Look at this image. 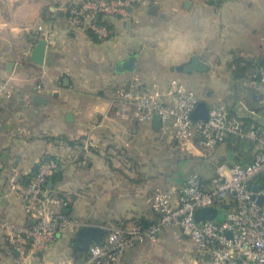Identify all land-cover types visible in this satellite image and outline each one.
Returning <instances> with one entry per match:
<instances>
[{
	"label": "crops",
	"instance_id": "crops-1",
	"mask_svg": "<svg viewBox=\"0 0 264 264\" xmlns=\"http://www.w3.org/2000/svg\"><path fill=\"white\" fill-rule=\"evenodd\" d=\"M77 1L0 0V80L11 77L16 87L9 100L0 99V224L30 225L10 184L52 158L61 161V174L47 186L71 197L68 215L99 227L155 220L148 198L158 185L149 184L150 171L118 166L132 149L149 150L154 142L160 149L171 142L158 137L152 121H138L132 108L121 112L116 104V91L135 79L143 90L154 83L164 88L172 78L194 92L192 79L206 83L210 91L197 96L207 109L223 102L237 119L250 116L264 125L258 91L250 78H235L229 65L234 53L264 66V0H145L127 18L105 17L111 36L104 40L69 25L66 11ZM37 35L46 40L42 65L30 60ZM193 55L208 64L207 71L175 69ZM130 56L133 70L123 71ZM221 146L225 151L224 142L216 147ZM174 174L170 183H181L184 177ZM214 174L212 169L206 178ZM77 232L62 233L24 259L0 228V264H87L97 242L82 243ZM197 259L192 241L178 228L164 227L156 243L135 245L116 264H194Z\"/></svg>",
	"mask_w": 264,
	"mask_h": 264
},
{
	"label": "built area",
	"instance_id": "built-area-1",
	"mask_svg": "<svg viewBox=\"0 0 264 264\" xmlns=\"http://www.w3.org/2000/svg\"><path fill=\"white\" fill-rule=\"evenodd\" d=\"M144 1L78 0L68 7L67 20L70 26L90 30L97 39L104 40L111 36L109 27L102 23L105 17L127 18L129 10ZM38 30L42 31V27ZM250 84L258 91L260 105L264 107V66L251 75ZM40 88L38 84L37 89ZM15 90L11 77L0 80V99L9 100ZM198 102L197 94L175 78L164 88L154 83L148 90H143L135 79L128 87L116 91V104L121 112L132 108L134 117L141 122H151L157 115L158 130L170 133L174 141L211 149L229 135H237L254 143L252 159L244 165L218 167L206 179L191 173L179 184L156 186L148 198L155 220L146 227H101L104 236L91 245L87 264H116L135 245L145 241L156 243L164 227L178 228L198 247L199 259L194 264H264V127L243 128L223 102L210 106L205 119H193ZM57 169L58 162L48 159L39 162L25 181L10 184L31 222L30 225L2 222L0 228L24 259L45 249L62 233H76L89 226L68 215L66 201L48 188L49 177ZM202 207L223 209L222 220L195 222L194 213ZM206 254L208 259L204 258Z\"/></svg>",
	"mask_w": 264,
	"mask_h": 264
},
{
	"label": "rangeland",
	"instance_id": "rangeland-1",
	"mask_svg": "<svg viewBox=\"0 0 264 264\" xmlns=\"http://www.w3.org/2000/svg\"><path fill=\"white\" fill-rule=\"evenodd\" d=\"M218 55H220V53H218ZM210 83L212 84L211 81ZM190 86L199 97L206 96V93L210 91L208 84L205 83L204 85H200V83H195L193 79L191 80ZM221 100L222 99H220V101ZM201 104L204 105V108L199 106ZM206 104L207 102L205 100L200 99L193 115L196 117L205 116L203 110H206L207 114L208 109ZM132 150L129 158L118 160V166L128 167L130 169L149 170L151 173L149 184L162 187L171 185L170 177H173V175L175 176L174 173H182L183 179L191 173L207 177L206 174L212 172V169H215L216 172L215 166H217L222 153L225 152L223 146H221L220 148L212 150L208 156L205 154V151H199V149L191 143L185 144L178 142L177 145H173V143L170 142L160 149H158L157 144L154 142V145L152 144L149 150L147 148H144L145 151L143 149Z\"/></svg>",
	"mask_w": 264,
	"mask_h": 264
},
{
	"label": "trees",
	"instance_id": "trees-1",
	"mask_svg": "<svg viewBox=\"0 0 264 264\" xmlns=\"http://www.w3.org/2000/svg\"><path fill=\"white\" fill-rule=\"evenodd\" d=\"M222 1L223 0H216L215 2L220 3ZM66 14L68 15V11H66ZM102 23L107 25V23L105 21H102ZM38 38H39V35H37L31 43L32 44L36 43L38 41ZM27 60L29 61V59H27ZM229 65L234 67L233 71H234V77L235 78H242V77L250 78L251 75L253 73H255L260 67L258 64V61L254 60V59H245L242 56H239L238 54H234V53L232 54V59H231ZM262 108H264V107H262ZM229 114L231 116H234L231 113H229ZM237 120L241 123L243 128H252V127L256 128V127H260V126L264 127V125L258 124V122L255 121L254 119H252L250 116L240 117V120L239 119H237ZM156 133H157L158 137H161V138H167L168 137L169 139H171V142L174 141L173 138L171 137L170 133L163 134L159 130H157ZM174 142L177 144L176 141H174ZM224 143H225V147H226L225 152L222 153V156L220 157L218 164L229 163L231 165H233V164L244 165V164H247L252 159L253 155L251 156V153H252V149L254 148L253 142H251L245 138L239 137L237 135H229L224 140ZM216 148H218V147L215 146L211 149H204V148H201V149H202V151H205V154L208 155V153H210L212 150H215ZM250 151H251V153H250ZM52 159H54L58 162V169L49 177V179L50 178L55 179L56 177L60 176V174H61V169H59V167L61 166V161L57 158H52ZM36 169H37V166L30 173L29 177L36 171ZM178 176L183 178L182 173H179ZM200 177L202 179H206V177H203L201 175H200ZM25 179L26 178H24L22 181H25ZM56 193L58 196H60L61 198H63L66 201V203H67L66 208H68L69 204L71 202V197L67 196L64 192L57 191ZM122 223L123 224H114V225L128 226L127 224H124L125 222H122ZM151 223H152V221L146 220L144 218H139V219H136L132 225H138L141 227H146Z\"/></svg>",
	"mask_w": 264,
	"mask_h": 264
},
{
	"label": "water",
	"instance_id": "water-1",
	"mask_svg": "<svg viewBox=\"0 0 264 264\" xmlns=\"http://www.w3.org/2000/svg\"><path fill=\"white\" fill-rule=\"evenodd\" d=\"M45 48H46V40L44 38L39 39L31 51L30 60L37 65H42L43 60H44V55H45ZM134 61H135V57L130 56L126 61L122 63L121 69L123 71H132L134 67ZM8 65L10 66L11 63H8ZM175 69L178 71H183L185 73H189L192 71L205 72L208 70V64L205 63L203 60H201L198 56L193 55L187 64H185L184 66H177L175 67ZM199 106H202L204 108V105L202 104ZM203 112L205 116L196 117L192 114V118L193 119H205L207 117L206 110H203ZM152 123H153L154 129L157 130L160 125L159 118L157 115L153 116ZM262 178H264V176H262ZM254 188H258V187H254ZM223 216H224L223 209H219L215 207H202V208L196 209L194 213V220L197 223L203 220L220 221L222 220ZM103 236H104V230L101 227L94 226V225L84 226L81 229H79L77 232V239L81 241L82 243H88L92 241L99 242ZM204 258L208 259L209 254H206ZM238 262H240V260Z\"/></svg>",
	"mask_w": 264,
	"mask_h": 264
}]
</instances>
